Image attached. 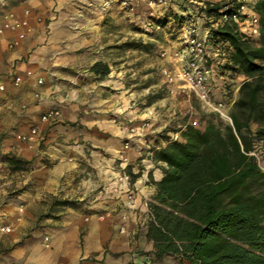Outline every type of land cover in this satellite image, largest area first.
Returning a JSON list of instances; mask_svg holds the SVG:
<instances>
[{
	"label": "crops",
	"instance_id": "0c3cea01",
	"mask_svg": "<svg viewBox=\"0 0 264 264\" xmlns=\"http://www.w3.org/2000/svg\"><path fill=\"white\" fill-rule=\"evenodd\" d=\"M105 1L87 0L83 7L88 12L120 8L117 2ZM180 7L174 3L171 9L184 11ZM24 8L40 14L48 28L37 25L13 50L1 43L0 84L11 95L21 94L13 101L23 104L24 117L40 128L52 126L38 131L24 146L26 170L21 177L29 186L0 203V225L11 227L0 234V264L148 263L154 250L142 224L143 200H152L165 167L153 160V152L181 131H167L170 137H160L161 126L171 119L158 118L156 102L132 99L122 78L123 62L113 64L110 53L107 58L92 48L83 50L91 40L88 37H93L86 25L70 28L65 18L56 19L57 9L52 6L22 4L11 10L21 13ZM89 54L94 56L92 61H87ZM95 62L107 65L109 72L95 73L91 69ZM14 66L18 68L12 70ZM17 69L23 75L31 69L34 75L23 76L21 84L14 86L8 73ZM38 77L43 80L40 85L35 81ZM37 92L41 98L35 97ZM50 108L60 111L53 124L40 120ZM122 173L136 175L131 178L137 191L133 208L127 207L125 193L108 192ZM48 198L55 203L47 202ZM64 199L76 201L75 205L56 203Z\"/></svg>",
	"mask_w": 264,
	"mask_h": 264
},
{
	"label": "trees",
	"instance_id": "16d2710c",
	"mask_svg": "<svg viewBox=\"0 0 264 264\" xmlns=\"http://www.w3.org/2000/svg\"><path fill=\"white\" fill-rule=\"evenodd\" d=\"M254 9L260 23L257 45L232 22L209 38L210 50L226 51L227 60L219 66L245 77L229 114L231 124L186 125L180 139L153 152V160L165 164L146 225L158 261L169 255L181 264H264V0H256ZM204 10L217 15L218 5ZM212 51L210 61L211 55L221 56ZM91 69L101 76L109 72L101 62ZM0 158L20 168L10 154Z\"/></svg>",
	"mask_w": 264,
	"mask_h": 264
},
{
	"label": "rangeland",
	"instance_id": "374dc122",
	"mask_svg": "<svg viewBox=\"0 0 264 264\" xmlns=\"http://www.w3.org/2000/svg\"><path fill=\"white\" fill-rule=\"evenodd\" d=\"M199 1L177 0L175 4L179 3L181 11L184 10L185 13L171 9L168 5L148 7L140 0L130 6L117 3L120 8L114 10L103 7L97 12H88L87 9H84L83 5H88L87 0H63L62 2L60 0H0V15L9 9L17 10L22 4L40 8L52 6L57 9L56 19L59 16L65 18L70 28H77V23L86 25L89 31H92L93 37H88L91 40H87L83 50L92 48L94 52L97 51V55L105 53L107 58L106 53H110L109 60L113 64L123 62L126 70L122 72V78L128 85V94L131 93L132 99L137 103L144 99L156 102L154 111L160 113L158 118L171 119L165 126H161L160 131L162 132H159V135L160 137H170L166 134L167 131H182L186 125L203 129L209 121L219 125L230 124L217 111L202 107V103L194 93L188 90L176 92L178 89H176V84L179 82L174 85V92H170L161 73L162 66L168 67L173 72L182 66L180 59L173 60L174 51L180 47L179 33L184 25L192 22L191 16L200 31L207 25L199 15ZM95 17L98 18V21L94 20ZM249 41L252 45L258 44V39H249ZM171 45H174L176 49L173 46L168 47ZM216 47L215 51H210L215 53L220 51L221 56L213 58L211 55L212 60H209L207 64L212 69L207 76L206 84L212 102L221 104L223 112L229 116L245 77L232 68L219 66L220 63L227 60L226 51L219 46ZM161 51H166L167 54L161 56ZM87 58V61H92L94 56L89 54ZM15 68L18 67L14 66L12 70ZM18 71L20 70L17 69L16 72ZM12 75L13 71L8 73V78H11ZM218 92L220 97H217ZM3 95L0 93V157L6 154L14 156L20 160V168H12L8 162L0 158V203H3V200L7 198H13L25 186H29L28 183L23 184L21 177L26 170V160L22 156L26 142L19 140L18 135L24 131L27 132L33 126L37 127V131H49L52 126L48 124L40 128L31 118L24 117L23 104L13 101L21 95L19 92L11 95L6 92L5 87ZM250 128L255 131L257 125L251 123ZM174 135L170 137L171 140H174ZM177 139H180V134ZM3 190L5 194H2ZM46 200L52 205L55 203L51 198ZM64 200H58L56 203L63 205L62 201ZM69 201L71 203L64 206L75 205L76 201ZM45 217V215L39 217L38 221L43 222ZM151 264L181 263L177 257L169 256L166 259H160V261L153 258Z\"/></svg>",
	"mask_w": 264,
	"mask_h": 264
},
{
	"label": "built area",
	"instance_id": "2783aa9c",
	"mask_svg": "<svg viewBox=\"0 0 264 264\" xmlns=\"http://www.w3.org/2000/svg\"><path fill=\"white\" fill-rule=\"evenodd\" d=\"M148 7L157 5L172 6L176 0H140ZM256 0H200L199 15L205 20L207 25L202 29V34L197 24L191 16L192 22L184 25L181 29L180 47L174 51V56L181 60L182 66L176 71L170 70L166 66L161 67V73L164 76L170 92H174L176 84V92L188 90L194 93L202 103V107H208L217 111L223 118L227 119L231 124L230 116L226 115L221 104L212 102L206 79L212 67L208 65V54L210 51L209 38L212 31L222 26L224 23L232 22L236 25L239 34L245 39H258L260 36L259 15L254 9ZM105 4L117 2L123 6L134 5L137 0H106ZM218 5L217 15H207L205 8L207 6ZM37 25L48 28L40 14L33 13L30 8H24L21 13L14 10H7L2 13L0 21V45L5 41L8 50L16 49L27 37L36 30ZM166 51H161L160 55L165 56ZM34 72L28 69L23 74L14 72L11 76V82L14 86H19L23 80V76L31 78ZM38 85L42 84V78H36ZM5 90V85L0 84V93ZM36 98H41L39 92L35 93ZM224 115H223V114ZM60 111L57 108H50L44 111L40 119L41 121L53 123L58 121ZM133 130V129H131ZM37 127H31L27 132L20 133L18 139L26 143L31 142L37 135ZM174 140L178 138V134L173 136ZM127 147V145H125ZM257 156V155H256ZM264 169V166H262ZM118 182L113 183L108 189L112 194H126V205L128 208L134 207V201L137 191L133 187L131 177L127 173H122L117 177ZM150 200L144 199L143 206L145 208L146 218L142 219V224L147 225L152 218L149 206ZM11 227L7 224L0 225V234L10 232ZM64 264V263H63ZM148 264V263H142Z\"/></svg>",
	"mask_w": 264,
	"mask_h": 264
},
{
	"label": "bare ground",
	"instance_id": "6f19581e",
	"mask_svg": "<svg viewBox=\"0 0 264 264\" xmlns=\"http://www.w3.org/2000/svg\"><path fill=\"white\" fill-rule=\"evenodd\" d=\"M223 114V113H222ZM224 115V114H223Z\"/></svg>",
	"mask_w": 264,
	"mask_h": 264
}]
</instances>
